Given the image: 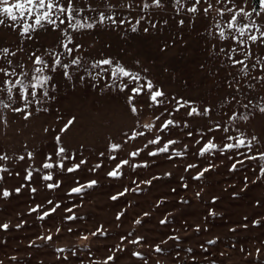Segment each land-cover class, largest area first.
I'll return each mask as SVG.
<instances>
[{
    "label": "rangeland",
    "instance_id": "1",
    "mask_svg": "<svg viewBox=\"0 0 264 264\" xmlns=\"http://www.w3.org/2000/svg\"><path fill=\"white\" fill-rule=\"evenodd\" d=\"M73 6L82 10L76 18L93 23L92 28L74 30L64 16L59 27L43 23L27 35L22 27L32 24L31 18L0 25V49H9L0 54V68L27 72L28 79L20 78L29 83L34 69L43 67L34 64L40 56L48 65L44 74L52 77L45 86L47 97L37 89V97L26 102L17 85L9 101L7 92L0 91V101L9 104H0V156L7 157L0 159V225H9L0 228V264H105L108 256L114 259L107 264H264V160L258 157L264 152L261 0L258 5L254 0H160L159 5L153 0H73ZM193 6L197 11L189 12ZM241 7L251 14L238 17L239 26L250 25L244 37L227 27ZM100 13L117 23H100ZM250 35L260 38L253 42ZM56 56L68 64V77L54 64ZM77 58L79 64H71ZM102 59L113 64H97ZM117 64L138 74L139 81L113 78ZM5 79L14 82L16 77L0 73V81ZM148 81L164 93L161 103H153L147 89L139 95L130 92ZM124 83L129 87L121 91ZM5 87L0 83V89ZM129 95L135 97L136 113ZM193 107L200 114L189 116ZM168 119L175 123L162 129ZM69 120L73 123L61 131ZM149 124L151 131L144 127ZM133 130L144 135L129 139ZM157 135L161 142L145 148ZM238 138L245 139L244 146L224 149ZM168 140L177 142L168 152L148 154ZM208 140L218 147L200 155ZM111 144L121 147L112 150ZM60 147L65 152L57 155ZM138 149V156L129 155ZM121 160L129 161L121 175L108 176ZM45 162L54 167L43 168ZM76 164L78 169L67 171ZM205 168L209 171L197 178ZM48 174L52 180L43 179ZM93 180L97 183L88 187ZM81 186L82 191H71ZM4 190L10 193L7 198ZM44 212L49 215L39 219ZM49 235L51 240L42 239Z\"/></svg>",
    "mask_w": 264,
    "mask_h": 264
},
{
    "label": "snow or ice",
    "instance_id": "2",
    "mask_svg": "<svg viewBox=\"0 0 264 264\" xmlns=\"http://www.w3.org/2000/svg\"><path fill=\"white\" fill-rule=\"evenodd\" d=\"M177 3H179V0H176ZM197 3L200 2V0H196ZM153 3L156 5L160 4V0H153ZM144 8H148L149 5L147 3H145L143 5ZM212 7L211 4L208 5L207 8L204 9V12L207 13L209 11V9ZM261 7L264 8V0H261ZM80 11H82L79 8H75L73 6V0H67V3L65 4L64 0H0V25L5 24L6 20H11L12 22H16L17 20H20L22 22L25 21V18H31L33 20L32 24H29L27 22L23 23V27H22V34L27 35L29 34L33 28L35 26H40L43 23H48L50 25L59 27L60 24H64L65 23V19H60L61 16L66 17L67 22H68V27L74 29V30H78L80 28H92L94 26L93 23L90 22H81L79 19L76 18L75 14H78ZM189 12H195L197 11V8L195 6L191 7L188 9ZM229 13L232 12V9L229 8L227 10ZM250 13L246 12L244 10V8H239L238 11L233 14L231 16V21L228 22L227 27L229 29H235L238 33L240 37H244L245 36V31L246 29L250 28V25L248 23H243L242 26H239L238 24V17H250ZM57 20H59V24H57ZM105 20H111L113 24L117 23V21L115 19H113V17L111 16H105L104 13H100L99 15V22L103 23ZM75 21V22H73ZM119 23L123 24L124 21L120 20ZM137 23H139V21H137ZM181 24L183 23V21L180 22ZM251 27H255V24L251 25ZM133 31H135V27H133L132 29ZM144 31H147V29H144ZM260 37H264V31L260 32ZM260 37H258L257 35H250L247 37V39L256 42ZM30 38V37H29ZM220 38L224 39L225 38V34H224V30L221 29L220 30ZM66 39L68 41V43H71L72 37L71 35H67ZM233 39H236V37H233ZM68 43H64L63 47L67 50V52L69 54L72 53L73 49L70 48L68 46ZM240 43L243 44L244 40H240ZM78 47V46H77ZM0 54H4L7 55L9 54V49L7 48H3L0 49ZM12 55H14V53H12ZM54 55V53H53ZM9 64L12 63L11 60L8 61ZM233 63H240L242 64L243 61L240 60H236L233 61ZM34 64L36 65H43V67H36L34 69V72L36 73V75H33L31 77V81L34 82H29V83H25L24 79H21L20 77L23 76L25 79H28V73L27 72H21V73H17L15 71V69H13L11 72H9L7 69L5 68H0V73H3L4 76H13L16 77L15 81H11L8 79H5L3 81H0V83H3L4 85H6L5 88L0 89V91H6L8 94V99L9 101L13 100V89L16 88L17 85H19V90L21 93L20 99L24 100V101H28L29 100V96L31 97H37V89H43V96L47 97L48 96V92L46 90V85H48L49 81L52 79L51 76L49 75H45L44 74V70L45 68L48 67V65L45 63V61L40 57V56H36L35 60H34ZM55 65H60L61 67H63L65 69L63 75L65 77L69 76V73L67 71L68 68V64L62 63L59 56H56L55 61H54ZM71 64H79V59H72L71 60ZM97 64L99 65H112L113 61L111 59H102L100 61L97 62ZM96 65H93V67H95ZM242 71H246L245 69H242ZM91 74V73H90ZM99 75V74H97ZM111 76L113 78H117V77H127L130 80H136L139 81L140 77L138 74H133L132 72H130L129 70H127L124 66L117 64L115 66V68H113L111 70ZM128 84L124 83L121 87V91H123L124 89L128 88ZM29 88L32 89V91L29 93ZM145 89H147L148 93H149V98L153 103H161L162 101H160L158 98L162 97L164 95V93L159 90V89H155V86L153 85V83L151 81H148L145 85L142 86H137V87H132L130 89L131 93H134L135 95H139L142 91H144ZM134 96L133 95H129L128 96V103L131 105V111L133 113L137 112V107L135 106V104L133 103L134 100ZM33 102L38 103L39 100H35ZM187 103V102H186ZM0 104L3 105V107L7 108L9 107V104H3L2 101H0ZM27 103H25V107H27ZM180 107H184L183 104L180 105ZM259 110L261 112H264V106H260ZM13 111H22V109L20 108H14ZM209 109L205 108L203 109V114L207 115ZM189 116L193 115V114H200L198 109L193 107L191 108V110L187 113ZM157 119H159V117H157ZM232 119H235V117L233 116ZM73 123V120H69L68 123L65 125V127L63 129H61V131H65L69 125H71ZM175 122L171 119L166 120L162 125L161 128L162 129H167L170 125H173ZM144 127H146L149 131H151L153 125H145ZM217 127L219 128L220 126L217 125ZM224 131H227V129H224ZM144 132H138L133 130L131 136L129 137V139H135L139 136H143ZM188 135H192V133H188ZM242 135V134H241ZM229 140L233 139V137L229 136L228 137ZM253 140H255L256 138L253 137ZM57 142H59L60 137L57 136L56 137ZM161 142V137L159 135H157L155 137V139H151L148 140L147 144H145V148L148 147V145H158ZM177 143L174 140H168L166 143H164L163 147H158L156 148L154 151L149 152L148 154L150 156H156L158 153H166L169 151V146L173 145ZM197 144L200 143V141L198 140L196 142ZM246 143L244 138H238L236 140V143H226L224 145V149H233V148H237L239 149L241 146H244ZM249 145H251V141L247 142ZM121 147L120 144H111L110 148L112 150H117ZM218 147V145L216 143L213 142V140H208L203 147L200 148L199 150V154L200 155H204L205 153H208L210 151H212L213 149H216ZM223 150V149H222ZM142 150L138 149L134 152H131L129 155L132 157H136L140 154ZM65 152V149L63 147H60L58 149L57 155H60L62 153ZM177 156L182 155L181 152H176L175 153ZM101 155H103V153H101ZM29 156H31V153H29ZM258 157L261 160H264V152H260L258 153ZM0 159H7L6 156H0ZM21 159H23V157H21ZM49 159H51V157H49ZM111 159L115 160L116 157H111ZM245 159H249V160H256L257 156H247L245 155ZM84 163V161H81V164ZM238 163H243V160L239 161ZM129 161L128 160H121L119 164L116 165V167L112 170L109 171L107 173L108 176L110 177H118L119 175H121L120 173V169L122 166L124 165H128ZM141 165H132L133 168L136 167H140ZM143 166H147V165H143ZM236 164H232V168L235 169L236 168ZM54 165L52 163L49 162H45L43 164V168L45 169H51L53 168ZM59 167L63 168L64 165L63 163L59 164ZM80 167L79 164L74 165L71 168H68L67 171L72 172L75 171L76 169H78ZM96 167H100V165H96ZM196 167L195 165H188V168H194ZM209 167H212V165H209ZM209 171V168H205L202 172L198 173L197 178L202 177L204 175L205 172ZM260 171L262 173H264V165H261L260 167ZM26 179H30L31 178V173L29 172L28 176L25 177ZM44 180H52V176L51 174L45 175L43 177ZM97 182L95 180L90 181L89 184L87 185L88 187H91L92 185L96 184ZM146 183H151V181H147ZM58 185L55 184H49L48 187L52 188V187H56ZM83 186L81 187H76L73 188L71 191L72 192H80L82 191ZM20 189L17 188L16 192H19ZM33 192H35V189H32ZM125 191H128V189H125ZM3 197L7 198L10 193L8 190H4L2 193ZM118 195H124V193H119ZM113 200L117 199V196H113L112 197ZM49 203L51 204L52 202L49 201ZM58 207V205H57ZM40 208V205H37L36 208H32L30 209L31 212H35ZM55 208H52L51 211L55 212ZM67 211L71 212V209H67ZM49 212H44L42 216L39 217V219H44V217L48 216ZM145 215H147V213H145ZM74 217L69 216L68 219H73ZM117 219H119V215L117 217ZM136 223H140L139 220L136 221ZM161 223H165V221H161ZM20 225H17V228H19ZM0 228L7 230L9 228L8 224H2L0 225ZM199 230V229H197ZM57 231H59V229H57ZM71 231V230H70ZM97 231H100V229H98ZM92 235H96V233H92ZM84 239H87V237H83ZM42 239H47V240H51L52 236H47V237H42ZM122 240L124 239L123 237L121 238ZM140 238H138L139 240ZM138 241H132V243H137ZM209 243H214V241H209ZM58 251H64L63 249H59ZM156 251L160 252L162 251V249L157 246L156 247ZM259 251V250H258ZM133 255L139 256L140 253H133ZM114 257L113 256H108L107 257V261H111L113 260ZM107 261L105 262V264H107Z\"/></svg>",
    "mask_w": 264,
    "mask_h": 264
},
{
    "label": "trees",
    "instance_id": "3",
    "mask_svg": "<svg viewBox=\"0 0 264 264\" xmlns=\"http://www.w3.org/2000/svg\"><path fill=\"white\" fill-rule=\"evenodd\" d=\"M259 2H260V0H254V3H255L256 5H258Z\"/></svg>",
    "mask_w": 264,
    "mask_h": 264
}]
</instances>
